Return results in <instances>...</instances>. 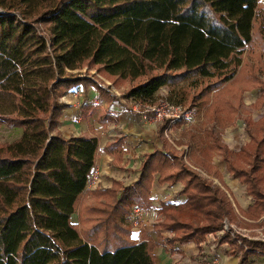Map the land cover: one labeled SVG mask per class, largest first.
Masks as SVG:
<instances>
[{"label":"trees","instance_id":"16d2710c","mask_svg":"<svg viewBox=\"0 0 264 264\" xmlns=\"http://www.w3.org/2000/svg\"><path fill=\"white\" fill-rule=\"evenodd\" d=\"M260 3L0 0V122L22 128L18 139L0 142V264H157L153 239L131 237L133 209L151 206L156 176L168 186L181 182L179 194L186 197L161 203L158 210L162 217L155 228L172 231L169 242L199 244L223 229L225 219L235 215L232 201L174 146L147 153L129 185L115 180L109 188L88 190L99 139L60 131L68 106L62 98L79 84L102 92L107 87L93 73L64 71L62 60L69 70L88 66L116 86L125 82L124 97L142 105L168 86L167 99L174 104L205 109L213 120L236 115L246 87L233 81L255 32L264 48ZM246 79L259 87L252 106L258 109L264 105V73L249 71ZM245 128L251 140L239 151L222 143L213 127L208 147L246 186L251 204L244 215L259 218L264 215V113L257 121L246 120ZM123 139L118 136L104 147L117 163ZM88 191L94 201L86 205L80 229L72 216ZM220 243L240 254L239 264L264 254L261 239L224 233Z\"/></svg>","mask_w":264,"mask_h":264},{"label":"crops","instance_id":"0c3cea01","mask_svg":"<svg viewBox=\"0 0 264 264\" xmlns=\"http://www.w3.org/2000/svg\"><path fill=\"white\" fill-rule=\"evenodd\" d=\"M116 90L110 91L107 87L105 92H102L96 85L84 86L79 84L62 98L68 106L60 116V131L65 136H96L99 139V151L94 168L97 171V178L88 187V190H93L97 187L109 188L115 180L123 182L124 185H129L137 179L144 156L153 152L156 147L169 149L174 146L177 149H184L187 161L191 165L202 169L198 165L203 161L202 157L197 154H194L193 158L191 157V153L194 152L195 148L194 145L189 147L188 141L184 139V134L193 131V125L199 124L204 120L206 121L204 132L208 133L212 127L219 130L222 143L233 151H239L243 145H246L251 140L247 130L249 138L244 139L243 142L240 141L241 143L239 142V136L235 135L236 133L226 132L227 135H223L221 132L223 127L219 126L218 118L213 120L207 116L208 122L205 117V109L203 110L196 106L187 107L181 105L186 109L194 108V112L170 123L169 119L165 120L166 125L163 132H160V124L164 121H156L152 111H146L142 104L125 98L123 93L125 87L116 88ZM169 92L170 87L163 86L156 94L155 100L157 101L159 97H167ZM111 95L117 96V98H113ZM137 104L140 105V108L137 107ZM18 129L21 130L19 138L22 134V128ZM165 130H167L168 136L165 135ZM118 136H124L122 143L124 154L120 163H117L114 160V156L109 154L104 148L108 142L114 141ZM206 136L209 140L207 134ZM208 140H206V151L213 152V160L211 159V165L207 167L208 170L212 171L209 175L214 176L213 181L221 185L235 209V215L228 219L237 225L239 223H263L264 225V215L259 218H250L244 215L243 211L247 210L251 204V196L247 194L246 186L230 174L222 156L209 149ZM246 140L249 141L247 142ZM215 156L219 157L221 161L216 163ZM215 167H223V170H220V172L215 171ZM182 188L181 182L172 186L160 184L156 176L152 185L151 206L142 208L140 226L136 229L132 227L131 237L134 240H141L144 236L153 239L156 243L154 253L157 264H207L211 254H217L222 259L223 264H239V254L226 252L225 245H228V243H220L221 237L213 248L206 246L207 239L199 244L194 241L171 243L169 239L173 236L172 231L155 228V224L162 217L158 211L161 203H181L185 201L186 197L179 194ZM238 226L246 230L249 239L264 240V236H260L257 233L258 231L253 228Z\"/></svg>","mask_w":264,"mask_h":264},{"label":"rangeland","instance_id":"374dc122","mask_svg":"<svg viewBox=\"0 0 264 264\" xmlns=\"http://www.w3.org/2000/svg\"><path fill=\"white\" fill-rule=\"evenodd\" d=\"M260 7L262 9L264 8V0H261ZM29 16L31 18H37V16H31V15H29ZM38 23H39L40 27L45 32L49 33V30L41 22L38 21ZM261 70H262V73H264V48L262 46L261 39L257 37V34L255 32L254 41H252V43L249 44L245 48V51L243 54L242 65L239 67L238 73H237V75L233 81L234 86H239V87H243V88L246 87L245 91H243L241 94L242 106L240 107L239 112L236 115L232 112L226 113V114H220V118L217 119L219 126L223 127L222 130L220 129L223 135H227L226 132L236 133L235 135L239 136V142L240 141L243 142L244 139L249 138L248 133H247L246 128H245L246 127V120H249V118H251L253 121H256L264 113V105H262L258 109L252 107L260 95L259 87L254 85L253 83L247 81V79H246L247 72H249V71L258 72ZM67 72L71 73L73 71L70 70ZM78 73H93L94 75H97V78L99 79L97 81H99L103 85H106L107 87H109L108 84L106 82H104L98 76L100 75L101 77H103L104 79H106L108 81H110V79H108L103 74H99L96 69H92V68L86 66L84 68L78 69L75 72H73V74H78ZM92 78H93V76H92ZM112 84L116 88H120V87L126 88L125 82L120 81L117 84V86L114 83H112ZM118 91H120V90L118 89ZM137 107L140 108V105L137 104ZM238 114H240V117H237ZM207 116L208 115L205 114L206 120L209 122V119ZM205 122L206 121L204 120L203 122H200L199 124L193 125V131H189V132L185 133L184 139H186L188 141L187 144L189 145V147L191 145H194L195 150L193 153H191V157L193 158V155L197 154L200 157H202V159H203V161L198 164L203 169V172H201V174L205 175L208 178L213 180L214 176L209 175V173L212 171L207 169L208 165H211L210 164L211 159L213 160V158H212L213 152L206 151V149H207L206 140H208V138L206 136L207 133L204 132ZM20 131L21 130L18 129V127L10 126V125L8 126L7 123L0 122V142H11V141L17 139ZM215 158H216L215 161H217L216 163L221 161L219 157L215 156ZM220 170L222 171L223 167H215V171L220 172ZM93 201H94V196L92 195V193H90L88 191L82 196V198L80 199V201L78 203L77 210L74 213V215L72 216L73 217L72 219L75 223L78 224V227L80 229L84 227L83 225L80 224V217L83 214L86 215V205H88L89 203H92ZM263 219H264V216H263ZM235 221H236V218H235ZM238 225L248 227V228H253L255 231H258L257 233H259L260 236L261 235L264 236V225H263V223H257V224L239 223ZM206 239H207V236H206ZM216 243H217V241L215 243H211L208 241L206 246L208 248H213V247H215ZM225 247L227 249L226 252H228V253L232 252V254H234L233 251L230 249L229 245H225ZM225 247H224V249H225ZM245 264H264V254L263 255L262 254H252L251 256H249V258L247 259Z\"/></svg>","mask_w":264,"mask_h":264},{"label":"built area","instance_id":"2783aa9c","mask_svg":"<svg viewBox=\"0 0 264 264\" xmlns=\"http://www.w3.org/2000/svg\"><path fill=\"white\" fill-rule=\"evenodd\" d=\"M48 35L51 36V33H48ZM108 89L110 91H113V88H111L110 86L108 87ZM142 107L146 111H152L154 113V117L156 121H165L169 119V123L172 121L182 119L184 116H187L188 114L194 112V108L186 109L182 107L181 105H176L170 102L167 99V97H159L157 101L155 100V101L148 102L142 105ZM165 135L168 136L167 130H165ZM185 159L187 161L186 155H185ZM188 164L191 165L189 162ZM191 166L194 169L198 170L199 172H203L202 169L195 167L193 165ZM96 178H97V171L93 169L90 175V178H89L88 187L93 184ZM141 218H142V208L140 207L134 208L132 215H131L132 227L134 229L140 226ZM224 233H229L233 237L241 236V237L249 238L245 229L239 227L237 224L231 222L228 218H226L223 229L220 230L219 232L208 233L207 240L211 243H215ZM207 264H223V263H222V259L217 254H212L210 258L208 259Z\"/></svg>","mask_w":264,"mask_h":264},{"label":"water","instance_id":"95a60500","mask_svg":"<svg viewBox=\"0 0 264 264\" xmlns=\"http://www.w3.org/2000/svg\"><path fill=\"white\" fill-rule=\"evenodd\" d=\"M18 5V4H17ZM49 33H51V31H49ZM51 36H52V39L54 40L55 39V37H54V35L51 33ZM55 47L57 48V45L55 44ZM59 53H60V55L62 56V58L64 57V54L59 50ZM62 67H63V70L64 71H70L68 68H66V66L64 65V61L62 60ZM76 70H78V69H76ZM76 70H71V71H73V72H75ZM73 72H71V73H73ZM99 77L104 81V82H106L111 88H113V90H116V88H115V86L110 82V81H108V80H106V79H104L103 77H101L100 75H99ZM117 91V90H116ZM216 181V180H215ZM216 182H218V181H216Z\"/></svg>","mask_w":264,"mask_h":264}]
</instances>
